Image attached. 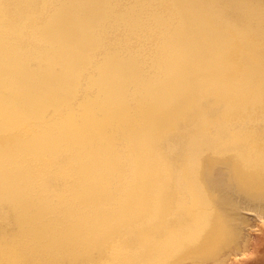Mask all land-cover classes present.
<instances>
[{
	"label": "bare ground",
	"instance_id": "1",
	"mask_svg": "<svg viewBox=\"0 0 264 264\" xmlns=\"http://www.w3.org/2000/svg\"><path fill=\"white\" fill-rule=\"evenodd\" d=\"M249 211L264 0H0V264H204Z\"/></svg>",
	"mask_w": 264,
	"mask_h": 264
},
{
	"label": "rangeland",
	"instance_id": "2",
	"mask_svg": "<svg viewBox=\"0 0 264 264\" xmlns=\"http://www.w3.org/2000/svg\"><path fill=\"white\" fill-rule=\"evenodd\" d=\"M249 212H246L247 213L246 215L248 216L247 224L243 229V230L246 229V231L243 232V234L245 232L247 233V234L245 233L246 236L243 235L244 237L240 238V240H238L234 245H232L227 252L225 251L226 254L224 252L223 253L224 255L221 256L222 258L217 260L212 259V261L206 260L204 264L208 263V261L210 262L208 264H212V263L213 264H264V223H263L264 218L259 219L257 216L256 217L254 216L253 212L252 213L251 211ZM249 216L251 217L249 218ZM250 228H252V231H249ZM241 240L242 242H239ZM233 246H234L233 249L235 251L232 249Z\"/></svg>",
	"mask_w": 264,
	"mask_h": 264
}]
</instances>
